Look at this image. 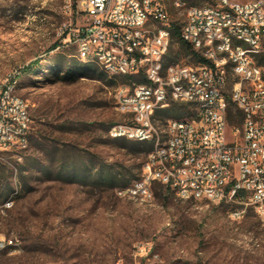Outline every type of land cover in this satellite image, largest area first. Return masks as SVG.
<instances>
[{
	"label": "rangeland",
	"instance_id": "1",
	"mask_svg": "<svg viewBox=\"0 0 264 264\" xmlns=\"http://www.w3.org/2000/svg\"><path fill=\"white\" fill-rule=\"evenodd\" d=\"M181 1L183 7L167 2L169 23L180 25L190 5L217 0ZM81 21L76 0H0V79L16 75L33 119L23 160L0 170V233L19 242L15 252L0 253V262L137 264L135 247L151 241L160 255H150L148 264H264V223L251 207L237 217L234 200L183 199L159 183L149 203L116 194L141 175L149 152L108 133L130 118L118 104L126 85L111 82L116 76L98 64L103 78L68 72V63L80 59L59 32L64 23ZM169 52L193 63L177 40ZM36 59L33 71H23ZM154 116L160 133L176 118ZM7 201L15 202L1 208Z\"/></svg>",
	"mask_w": 264,
	"mask_h": 264
},
{
	"label": "built area",
	"instance_id": "2",
	"mask_svg": "<svg viewBox=\"0 0 264 264\" xmlns=\"http://www.w3.org/2000/svg\"><path fill=\"white\" fill-rule=\"evenodd\" d=\"M168 1L76 0L81 23H64L59 32L80 56L103 51L113 69L125 65L134 75L143 73L147 78L126 85L124 96H118L119 107L129 109L130 118L111 125L108 133L146 137L145 115L171 101L190 105L197 120V127L171 124V141L155 142L157 154H147L143 173L132 186L117 188L116 194L137 191L155 196L154 186L160 183L176 195L188 188V193L198 191L202 198L218 203L240 189L231 213L240 217L251 207L264 223V73H258L242 46L225 38L226 29H236V34L250 35L264 50V0L188 6L179 25L180 37L207 62L180 60L179 65L157 66V57L168 54L172 41L166 36ZM173 1L178 7L185 4ZM67 6L71 11L72 1ZM219 8H226V15L211 21ZM226 62H233V74L224 73ZM11 86H17L15 74L0 79V170L12 160H23L30 146L13 136V128L27 130L28 136L33 131L31 106L21 107L20 93L11 97ZM224 92H232V99H224ZM230 100L241 112V121L233 125L227 116ZM9 238L17 237L4 234L0 246ZM18 247L17 238L10 253ZM134 255L137 264H148L150 255L160 254L151 251V241H146L135 247Z\"/></svg>",
	"mask_w": 264,
	"mask_h": 264
},
{
	"label": "bare ground",
	"instance_id": "3",
	"mask_svg": "<svg viewBox=\"0 0 264 264\" xmlns=\"http://www.w3.org/2000/svg\"><path fill=\"white\" fill-rule=\"evenodd\" d=\"M175 6L178 7V1H175ZM219 15H226V8H219V14H211V21H219ZM166 36H172L171 30L166 28ZM225 38H230V42L232 45H240L242 48L246 50V54L248 58H251L254 61L255 66H258V73H264V50L261 47H258L254 44V39L250 35L247 34H236V29H226L225 30ZM77 52V57L80 60L96 63L101 66V68L111 76H123V75H134V72H131L128 67L125 65H114L111 67V63L104 60L103 51H96V53H87L83 56H80V51ZM167 55H161L157 57V66H165L166 64L179 65L180 60H174L172 62H167ZM230 70H233V62H226L224 64V73L230 74ZM124 90H126V86L120 87L119 96H124ZM11 97H18L17 86H11ZM21 97V107H28V103L26 99L20 95ZM231 97L228 92H224V99H228ZM169 106V105H168ZM168 106H158V110L166 108ZM157 110V111H158ZM145 115V129L146 132L149 133L146 137L142 136H127L124 134H111L113 137L118 138H126L136 141L142 142H151L152 148L148 154H157V145L155 142H170L171 141V124H183L187 127H197V120L195 117L191 116L189 118H169L166 120L163 128L161 129V133L157 130V133H154L155 125H154V116ZM13 136L18 137L19 139H25V144H30V136H28V131L21 128H13ZM145 169V163L143 165L142 170ZM143 173V172H142ZM136 181V180H135ZM132 186L129 185L127 187ZM127 187H122L119 189H125ZM120 197H128L134 200H137L141 203H149L154 199L153 194L137 192V191H126L119 192L117 194ZM179 197L183 199H194V200H208L204 199L200 196L198 191H191L188 193V188H181L179 190ZM240 198V189H233L232 194H225V200H234ZM210 201V200H208ZM235 215V214H234ZM4 234L0 233V238L3 237ZM11 245H17V238H9V242H4L0 246V253L4 251H10ZM153 258V257H152ZM151 258V259H152ZM155 260L158 259V255H154ZM160 258V257H159ZM152 264H159L155 261ZM0 264H3L0 262Z\"/></svg>",
	"mask_w": 264,
	"mask_h": 264
},
{
	"label": "trees",
	"instance_id": "4",
	"mask_svg": "<svg viewBox=\"0 0 264 264\" xmlns=\"http://www.w3.org/2000/svg\"><path fill=\"white\" fill-rule=\"evenodd\" d=\"M171 33H172V41L177 40L178 44L181 48V50L190 56L193 62L198 63H204L207 62L205 58L201 56V54L196 51L189 43L183 41L180 37V27L177 23L173 22L169 24ZM59 43L55 42L50 48L53 49L55 48ZM175 56L171 55L170 52L167 54V62H171L175 60ZM40 59H36L28 63L24 68L23 71L25 72H31L35 69V67L39 64ZM68 65L70 66L68 72H72V74L77 75L78 77H92V78H103L106 73L102 70L99 71V66L96 63H91V62H84V61H75V62H69ZM119 80L121 84L123 85H129L132 82H146L147 78L143 73H138L135 75H123V76H116V77H111V82H117ZM228 99H231L230 97ZM193 115V109L189 107L188 104L185 103H180V102H175L171 101L169 107L160 109L156 112V118L158 116H166V117H176V118H182V117H189ZM227 116L230 125H233L239 121H241V112L236 108L233 102L231 100L229 101L228 105V111H227ZM115 139H123V140H128L126 138H115ZM139 143V149L141 151L149 152V150L152 147L151 142H142V141H137ZM105 172L100 174L99 179L100 180H105L107 177H105ZM70 180H75L77 177L72 176L69 178ZM160 184V183H159ZM162 185V184H161ZM164 186V185H162ZM166 189L169 187L164 186Z\"/></svg>",
	"mask_w": 264,
	"mask_h": 264
}]
</instances>
